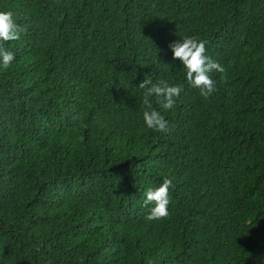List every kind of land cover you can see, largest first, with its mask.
I'll use <instances>...</instances> for the list:
<instances>
[{"label": "trees", "instance_id": "1", "mask_svg": "<svg viewBox=\"0 0 264 264\" xmlns=\"http://www.w3.org/2000/svg\"><path fill=\"white\" fill-rule=\"evenodd\" d=\"M0 264H264V0H0ZM223 68L204 99L170 43ZM179 85L143 122L144 76ZM172 180L169 216L146 192Z\"/></svg>", "mask_w": 264, "mask_h": 264}, {"label": "clouds", "instance_id": "2", "mask_svg": "<svg viewBox=\"0 0 264 264\" xmlns=\"http://www.w3.org/2000/svg\"><path fill=\"white\" fill-rule=\"evenodd\" d=\"M24 30L16 22L12 11L0 10V68L8 69L15 60L14 52L5 48L4 44L20 39V34ZM168 47L172 52V58L179 60L183 66L187 82L193 88L199 89L201 97L208 99L217 90L216 82L212 79L211 74L214 72L223 73L224 68L206 54L205 42L194 36H185L173 41ZM137 87L143 90L144 124L156 132L167 133L169 123L159 111L153 108L152 98H156L161 109L165 111L173 109L182 87L169 85L163 80L154 83L149 75L144 76ZM172 186V180L165 178L158 187L147 190L144 204L151 205V208L145 217L146 220H161L169 216V189Z\"/></svg>", "mask_w": 264, "mask_h": 264}]
</instances>
